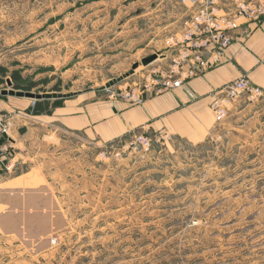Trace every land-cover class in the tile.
Wrapping results in <instances>:
<instances>
[{
  "label": "rangeland",
  "instance_id": "rangeland-1",
  "mask_svg": "<svg viewBox=\"0 0 264 264\" xmlns=\"http://www.w3.org/2000/svg\"><path fill=\"white\" fill-rule=\"evenodd\" d=\"M199 8L183 0H0V99L11 105L0 111V182L22 175L24 189L46 187L58 206L50 221L32 214L38 195L22 212L23 195L0 192V264H264V95L226 101L200 141L146 133L147 147L134 141L142 130L98 141L48 117L79 94L127 102L124 85L169 67L172 38ZM152 54L168 59L143 65ZM137 62L134 76L101 89ZM11 88L76 94L2 93Z\"/></svg>",
  "mask_w": 264,
  "mask_h": 264
},
{
  "label": "crops",
  "instance_id": "crops-1",
  "mask_svg": "<svg viewBox=\"0 0 264 264\" xmlns=\"http://www.w3.org/2000/svg\"><path fill=\"white\" fill-rule=\"evenodd\" d=\"M242 75H248L254 84L264 89V19L242 24L234 32V40L220 64L201 76L189 79L180 88L148 97L141 103L107 99L88 102V95L79 94L56 107L48 117L65 128L83 131L98 141L114 140L136 130L164 132L169 136L200 141L214 128L216 118L211 109L212 102L222 87ZM9 105L0 99V111ZM37 117L30 118V121L39 120ZM21 177L2 180L0 192L9 196L23 195L25 200L21 201L18 209L22 211L25 208L28 212H31L27 206L30 196L38 195L40 200L32 214L40 218L39 213H46V218L51 221L52 209L58 211V206L48 193L49 189L43 186L24 189ZM3 203L17 207L14 202ZM23 223L22 217L21 222H17V233L22 231Z\"/></svg>",
  "mask_w": 264,
  "mask_h": 264
},
{
  "label": "built area",
  "instance_id": "built-area-1",
  "mask_svg": "<svg viewBox=\"0 0 264 264\" xmlns=\"http://www.w3.org/2000/svg\"><path fill=\"white\" fill-rule=\"evenodd\" d=\"M231 1L230 7H220L219 0H183L185 4L200 8L191 16L187 28L172 38L176 54L169 67L165 68L161 63L146 71L141 78L127 83L121 89L122 97L130 103H141L148 97L180 88L189 79L201 76L220 64L234 40V32L244 23L264 19V0ZM157 59L167 60L168 55L158 54ZM243 93L253 98L261 97L264 89L254 84L248 75L226 84L211 104L217 119L224 115V103ZM4 132L7 133L6 130ZM167 136L164 132L159 135L162 139ZM134 141L147 147L152 138L139 133ZM6 169L10 171L11 165H6Z\"/></svg>",
  "mask_w": 264,
  "mask_h": 264
},
{
  "label": "water",
  "instance_id": "water-1",
  "mask_svg": "<svg viewBox=\"0 0 264 264\" xmlns=\"http://www.w3.org/2000/svg\"><path fill=\"white\" fill-rule=\"evenodd\" d=\"M158 58V54H152L149 55L147 57H145L144 59H142V64L143 65H149L152 62H154L156 59ZM140 66V63H135L132 66V69L126 73L125 75L118 77V78H114L111 81H109L105 86H103L101 89H108L116 84H118L119 82H121L122 80H124L125 78L129 77L130 75L134 74L136 69ZM8 84L10 86H12V82L10 80H8ZM2 93L4 95H15L18 97H27V98H32L34 100H43V99H57V98H66V97H70L75 95L76 93H69V94H64V93H60V92H47V93H35L32 91H24V90H15L13 88L11 89H7V90H3Z\"/></svg>",
  "mask_w": 264,
  "mask_h": 264
},
{
  "label": "trees",
  "instance_id": "trees-1",
  "mask_svg": "<svg viewBox=\"0 0 264 264\" xmlns=\"http://www.w3.org/2000/svg\"><path fill=\"white\" fill-rule=\"evenodd\" d=\"M38 112H41V111H38Z\"/></svg>",
  "mask_w": 264,
  "mask_h": 264
}]
</instances>
